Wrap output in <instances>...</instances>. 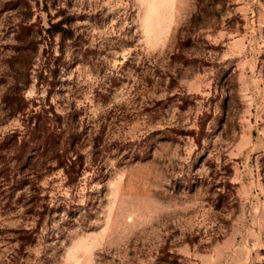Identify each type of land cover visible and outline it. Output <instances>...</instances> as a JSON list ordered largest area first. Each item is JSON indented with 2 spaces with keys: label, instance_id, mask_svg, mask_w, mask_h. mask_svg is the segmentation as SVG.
I'll use <instances>...</instances> for the list:
<instances>
[{
  "label": "rangeland",
  "instance_id": "obj_1",
  "mask_svg": "<svg viewBox=\"0 0 264 264\" xmlns=\"http://www.w3.org/2000/svg\"><path fill=\"white\" fill-rule=\"evenodd\" d=\"M0 264H264V0H0Z\"/></svg>",
  "mask_w": 264,
  "mask_h": 264
},
{
  "label": "trees",
  "instance_id": "obj_2",
  "mask_svg": "<svg viewBox=\"0 0 264 264\" xmlns=\"http://www.w3.org/2000/svg\"><path fill=\"white\" fill-rule=\"evenodd\" d=\"M58 31H61V32L64 33V34H66V33L69 32L66 28H63L62 26L59 28Z\"/></svg>",
  "mask_w": 264,
  "mask_h": 264
}]
</instances>
